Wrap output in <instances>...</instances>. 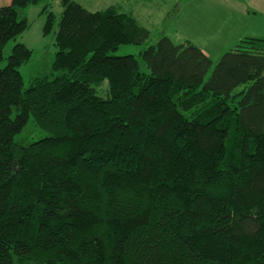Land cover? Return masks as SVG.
I'll use <instances>...</instances> for the list:
<instances>
[{"label": "trees", "instance_id": "trees-1", "mask_svg": "<svg viewBox=\"0 0 264 264\" xmlns=\"http://www.w3.org/2000/svg\"><path fill=\"white\" fill-rule=\"evenodd\" d=\"M0 6V264H264V37L211 59L110 6H43L57 51L25 85ZM46 136L16 137L28 123Z\"/></svg>", "mask_w": 264, "mask_h": 264}, {"label": "rangeland", "instance_id": "rangeland-1", "mask_svg": "<svg viewBox=\"0 0 264 264\" xmlns=\"http://www.w3.org/2000/svg\"><path fill=\"white\" fill-rule=\"evenodd\" d=\"M11 0H0V6L9 5ZM88 11H100L110 6L131 14L140 25L149 31V38L141 44L120 46L112 54L138 55L143 49L154 44L161 36L173 43L189 41L200 48L212 61V67L220 56L232 49L243 37H264V0H75ZM249 8L244 12L241 5ZM47 5L57 21L62 6L60 0H41L22 10L28 27L9 40L3 49L6 58L15 43H22L31 50L30 59L19 68L25 85L37 76L48 72L57 48L54 31L43 34ZM239 7V8H238ZM5 63H0L2 67ZM46 132L28 123L16 139L28 144L46 136Z\"/></svg>", "mask_w": 264, "mask_h": 264}, {"label": "crops", "instance_id": "crops-1", "mask_svg": "<svg viewBox=\"0 0 264 264\" xmlns=\"http://www.w3.org/2000/svg\"><path fill=\"white\" fill-rule=\"evenodd\" d=\"M226 2H228L229 4H231L232 3V0H225ZM239 8V7H238ZM241 9H242V11H244V12H249V8L248 7H246L245 5H241Z\"/></svg>", "mask_w": 264, "mask_h": 264}]
</instances>
